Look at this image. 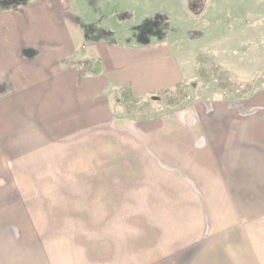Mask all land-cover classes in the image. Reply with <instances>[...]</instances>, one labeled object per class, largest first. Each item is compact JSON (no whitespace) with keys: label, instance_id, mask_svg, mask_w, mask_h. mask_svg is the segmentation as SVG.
I'll use <instances>...</instances> for the list:
<instances>
[{"label":"rangeland","instance_id":"374dc122","mask_svg":"<svg viewBox=\"0 0 264 264\" xmlns=\"http://www.w3.org/2000/svg\"><path fill=\"white\" fill-rule=\"evenodd\" d=\"M72 6L88 40L169 43L191 68L188 95L175 107L147 98L146 111L126 113L110 92L105 127L75 134L55 164L7 166L0 251L11 258L38 240L50 264H244L236 250L254 249L264 222V0ZM198 53L224 62L234 82H253L251 93L202 82ZM230 206L249 221L243 229ZM221 226L229 228L218 233Z\"/></svg>","mask_w":264,"mask_h":264},{"label":"crops","instance_id":"0c3cea01","mask_svg":"<svg viewBox=\"0 0 264 264\" xmlns=\"http://www.w3.org/2000/svg\"><path fill=\"white\" fill-rule=\"evenodd\" d=\"M10 1L6 6H17L0 8L1 181L9 179L7 166L55 164L59 149L67 147L68 141L72 146L75 134L104 128L111 115L108 93L116 97L122 84L129 82L133 95L143 97L191 76L185 56L181 58L167 42L120 45L85 39L71 14L73 0ZM83 59L99 60V72L79 75ZM217 63L232 77V69L224 67V62ZM257 72L249 78H255ZM214 167L218 173L219 164ZM218 179L226 182L225 178ZM226 195L229 204L231 193ZM230 207L236 230L243 229L249 221L238 219V211ZM253 237H257L254 249L238 248L236 254L242 256L244 264H264V222H259ZM27 246L29 249L11 258V250H1L0 264H50L48 253L43 259L38 240ZM181 252L179 256H185Z\"/></svg>","mask_w":264,"mask_h":264},{"label":"trees","instance_id":"16d2710c","mask_svg":"<svg viewBox=\"0 0 264 264\" xmlns=\"http://www.w3.org/2000/svg\"><path fill=\"white\" fill-rule=\"evenodd\" d=\"M10 2V0H3L1 1L0 6L3 8L17 6V4L6 6ZM20 2L22 1H19L18 3ZM85 39H87L86 36ZM146 41L148 40L145 37L143 42ZM99 69V60L83 59L79 63L78 73L81 76L86 74H97ZM193 72L202 82H208L210 79H213L217 82L218 89L224 91L227 94L236 95L238 97L251 93L253 88V82H234L231 79L229 71L219 65L215 61V58L210 55H203L200 53L196 54ZM117 92L119 96V105L123 111L126 113H133L143 112L149 108L150 103L148 102L147 98L170 107H175L187 97L188 86L184 82H181L169 88H163L158 91L150 92L146 94V96L136 97L132 93L131 84L126 82L119 86Z\"/></svg>","mask_w":264,"mask_h":264}]
</instances>
